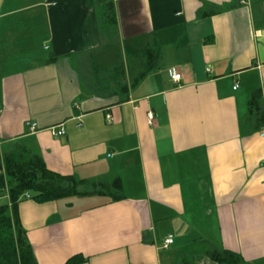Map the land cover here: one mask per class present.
<instances>
[{"label": "crops", "instance_id": "0c3cea01", "mask_svg": "<svg viewBox=\"0 0 264 264\" xmlns=\"http://www.w3.org/2000/svg\"><path fill=\"white\" fill-rule=\"evenodd\" d=\"M107 1L113 37L94 0H0V153L22 140L53 172L122 184L118 200H20L37 264H175L194 244L264 264V137L247 126L252 92L264 109V0ZM111 42L124 101L85 92L77 68ZM146 43L161 60L130 86L144 57L124 46Z\"/></svg>", "mask_w": 264, "mask_h": 264}, {"label": "trees", "instance_id": "16d2710c", "mask_svg": "<svg viewBox=\"0 0 264 264\" xmlns=\"http://www.w3.org/2000/svg\"><path fill=\"white\" fill-rule=\"evenodd\" d=\"M105 1L94 0L99 14V25L109 37H113L116 22L112 6ZM221 9L214 7L212 11ZM206 13L207 11L202 12V14ZM124 50L128 56L132 53H140L144 57L141 70L132 78L130 86H134L149 72L156 70L162 57L161 47L151 46L149 43L141 48L124 46ZM119 53V45L111 42L108 46L90 50L79 59L77 68L85 92L108 97L116 96L119 101L127 99L125 66ZM247 126L251 131H258L264 126L260 90L252 92L248 99ZM98 184L101 187H97ZM85 187L90 189L87 190ZM24 193L40 201L89 193H108L112 200H118L122 196V184L120 178H115L111 184L94 183L88 179L53 172L24 141H14L8 150L0 153V196H8V199L5 197L0 201V264H37L18 215V203L23 199ZM79 257L72 256L65 264H77L80 261ZM203 257L207 261H203ZM240 262V256L230 250L212 249L196 260L189 259L183 254L177 264H239Z\"/></svg>", "mask_w": 264, "mask_h": 264}, {"label": "built area", "instance_id": "2783aa9c", "mask_svg": "<svg viewBox=\"0 0 264 264\" xmlns=\"http://www.w3.org/2000/svg\"><path fill=\"white\" fill-rule=\"evenodd\" d=\"M169 76L170 79L173 82H178L181 79V73L178 71L177 68L175 67H171L169 69ZM237 87V84H235L234 88ZM154 112L153 111H148L147 112V122L148 124H152L154 121ZM110 119V116L108 115V118ZM53 135L55 136H60L64 133V129L62 127H59V129H53L52 130ZM260 136L264 137V128H262L259 132ZM8 197V196H7ZM30 195L28 193H24L23 198H29ZM173 242V237L172 236H168L166 239H164V241L162 242V247L166 248L169 244H171Z\"/></svg>", "mask_w": 264, "mask_h": 264}, {"label": "rangeland", "instance_id": "374dc122", "mask_svg": "<svg viewBox=\"0 0 264 264\" xmlns=\"http://www.w3.org/2000/svg\"><path fill=\"white\" fill-rule=\"evenodd\" d=\"M97 187H101V185L98 184ZM205 248H206V245H204V244L191 245L185 249V251L187 252V254H185V255L188 256L189 259H192V258H193V260L199 259V257L202 256V254L199 251H201L202 249H205ZM195 251L198 252V254H196ZM181 256L182 255L177 256V258L175 259V264H177L179 262ZM202 260L207 261V259H205L204 257L202 258Z\"/></svg>", "mask_w": 264, "mask_h": 264}]
</instances>
